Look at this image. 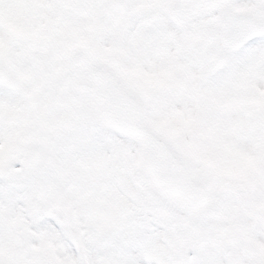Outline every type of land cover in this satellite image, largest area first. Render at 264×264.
<instances>
[{
    "label": "snow or ice",
    "instance_id": "obj_1",
    "mask_svg": "<svg viewBox=\"0 0 264 264\" xmlns=\"http://www.w3.org/2000/svg\"><path fill=\"white\" fill-rule=\"evenodd\" d=\"M0 264H264V0H0Z\"/></svg>",
    "mask_w": 264,
    "mask_h": 264
}]
</instances>
